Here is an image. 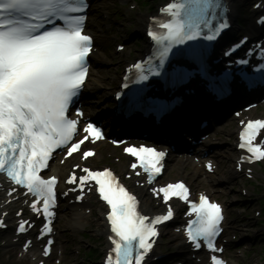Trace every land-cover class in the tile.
<instances>
[{
	"label": "snow or ice",
	"instance_id": "1",
	"mask_svg": "<svg viewBox=\"0 0 264 264\" xmlns=\"http://www.w3.org/2000/svg\"><path fill=\"white\" fill-rule=\"evenodd\" d=\"M89 6L88 0H0V175L6 176L11 184L26 189L25 195L35 197L30 207L38 215L42 212L47 221L41 235L52 231L50 217L54 213L50 209L57 199V177L45 179L41 176L42 170L49 167L53 153L67 147L65 159L76 152H82L81 158L86 159L94 153L83 151L81 145L104 138L101 128L86 122L83 138L72 142L78 134L79 118L84 113L77 109L76 118H72L71 109L78 102L88 75L87 58L94 47L93 37L85 30ZM161 11L171 17L159 23L166 31L157 32L151 28L148 31L157 46L154 55L161 67L173 46L196 40L204 29L207 33L203 34V39L213 41L228 27L223 19L227 8L222 0H175ZM258 23L264 24V18ZM231 51L225 55H230ZM236 63L249 61L241 59ZM134 67L139 81L148 79L140 63ZM149 72L160 74L151 68ZM261 83H264V76ZM166 107L159 104L151 110L161 113ZM242 124L239 147L251 154L248 162L264 160V139L258 140L259 136H264V120ZM124 151L135 157L139 168L148 174L149 183L160 173L164 151L145 145L129 146ZM138 165L133 163L131 167L136 169ZM208 167L211 170L210 164ZM81 171L86 175L77 176L74 169L65 182L77 184L81 192L86 185L90 191L94 187L107 205L106 220L111 232L108 239L112 247L105 264H146L153 247L151 240L158 235L155 226L170 220L172 209L169 208L166 215L150 218L138 211L136 196L129 193L110 170L84 167ZM15 191L12 188L7 194ZM153 193H162L166 203L172 197L185 202L189 198V190L181 182L153 189ZM40 202L42 207H38ZM188 206V215L195 213L196 216L188 222V241L195 249L202 247V241L211 252L222 251L214 244L223 218L220 206L203 194L199 203ZM26 224L31 227L28 221H21L18 231L24 232ZM47 243L52 245L53 241ZM49 251L46 246L43 254L47 256ZM211 264L224 262L212 255Z\"/></svg>",
	"mask_w": 264,
	"mask_h": 264
},
{
	"label": "rangeland",
	"instance_id": "2",
	"mask_svg": "<svg viewBox=\"0 0 264 264\" xmlns=\"http://www.w3.org/2000/svg\"><path fill=\"white\" fill-rule=\"evenodd\" d=\"M142 15L139 13L137 15H131L130 17H127L126 19L131 20L133 22L139 21L141 20ZM124 21V20H123ZM113 27L115 28V33H114V37L111 39L112 43H116L117 40H134L131 35L134 33H136L138 31V28L133 25L132 27H130V25L124 24L125 27H120L122 26V21H113ZM106 68H110L112 70V72H115L116 70V63L112 64V65H106ZM110 71V70H108ZM231 191H236L233 189V187H230ZM91 224V232H98V226H95L94 221L92 220L90 222ZM96 237V236H95ZM100 244H96V246H99ZM66 264H82V259L78 258V259H74V260H68L66 261Z\"/></svg>",
	"mask_w": 264,
	"mask_h": 264
},
{
	"label": "bare ground",
	"instance_id": "3",
	"mask_svg": "<svg viewBox=\"0 0 264 264\" xmlns=\"http://www.w3.org/2000/svg\"><path fill=\"white\" fill-rule=\"evenodd\" d=\"M230 1H234V0H230ZM237 16V12L234 14V17H236ZM175 60V59H174ZM100 80V79H99ZM105 80V79H104ZM100 83H101V80H100ZM103 83H104V81H103ZM263 92H264V90H263ZM199 93V95H200V92H198ZM202 93V92H201ZM201 97V96H200ZM235 103V101L234 100H231L230 102H228V103H224L223 105H221V106H218V105H216V106H214V107H212V106H210V105H206V107H207V111L208 112H212V113H214V114H216V112H222L221 113V115H220V117H215L217 120H220V122L219 123H217V125H221L222 124V122L224 123V122H226V120H228V124L230 123V120H229V118H230V114H229V111H227V112H224L223 111V107L226 105V104H234ZM232 108V107H231ZM186 115V110H183V111H181L178 115H176V116H174L171 120H169L168 121V123L169 124H172V123H174V124H176L177 122H178V119H180L181 118V116H185ZM215 122V121H214ZM216 124V123H215ZM170 128V127H169ZM172 128V127H171ZM228 156H229V158H234V156L235 155H232V153H229L228 154ZM186 163H192L191 161H185V162H181L180 164H181V166L183 167ZM193 164V163H192ZM180 166V167H181ZM169 170H174L172 167H170L169 168ZM179 171V174H178V176H180V179H183L184 178V176H185V174L184 173H181L180 172V170H178ZM196 175H198V173L197 172H192L191 173V177H194V176H196ZM178 176H176V177H178ZM211 186V185H210ZM146 207H149L148 205H146ZM245 242H249V241H241V243H245Z\"/></svg>",
	"mask_w": 264,
	"mask_h": 264
}]
</instances>
